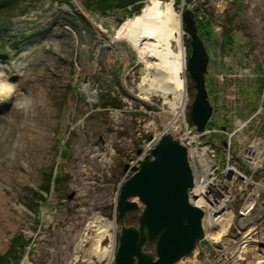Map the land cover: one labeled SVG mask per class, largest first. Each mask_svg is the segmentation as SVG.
<instances>
[{"label": "rangeland", "instance_id": "374dc122", "mask_svg": "<svg viewBox=\"0 0 264 264\" xmlns=\"http://www.w3.org/2000/svg\"><path fill=\"white\" fill-rule=\"evenodd\" d=\"M161 1L179 12L181 0ZM149 2L141 1L139 13ZM226 2L224 15L216 19L220 35L225 27L236 54L244 41L251 53L264 50V16L251 7L253 0ZM102 5V0H24L6 39L0 38L6 54L0 60V92L5 93L0 96V264H20L23 257L30 264H90L86 257L96 252L90 222L96 216L113 221L123 166L168 119L161 95L151 94L147 102L140 98L143 66L135 52L121 41L127 55L122 60L112 43L122 23L134 16L125 17L117 8L102 14ZM181 34L186 58L187 34ZM217 45L205 44L206 83L209 91H226L243 77L221 74L234 75L241 65ZM183 75L186 113L193 88ZM252 83L246 82L247 112L256 99ZM100 153L106 163L96 156ZM50 173L56 181L43 192ZM136 216L127 214L123 223L134 224ZM241 264L258 263L241 258Z\"/></svg>", "mask_w": 264, "mask_h": 264}, {"label": "built area", "instance_id": "2783aa9c", "mask_svg": "<svg viewBox=\"0 0 264 264\" xmlns=\"http://www.w3.org/2000/svg\"><path fill=\"white\" fill-rule=\"evenodd\" d=\"M185 1L181 0L180 8ZM188 2L187 6L197 22L208 25L218 39L217 49L224 51L228 58L240 61L241 68L235 70L234 75L221 74V77H243V80L241 83L232 81L228 90H217L211 95L213 113L209 125L202 132L195 133L182 114L142 144L141 156L165 132L170 131L180 137L190 150V161L195 171L191 194L194 203L203 211L206 239L209 240L207 236L227 224L221 234L222 240L217 241L220 247H199L195 257L202 264H208L211 256L215 259L214 264H231L234 260L241 264V251L264 257V50L259 47V53H251V48L245 45L241 47V53L236 54L231 47H221V24L216 19L224 15L226 0ZM251 7L264 16V0H253ZM225 55L218 62L221 65L225 62ZM253 56L257 63H261L260 68L256 67ZM250 81L253 83L249 89L256 88V99L252 110L247 112L244 104L250 92L246 91V82ZM141 156H136L130 165L136 164ZM246 229L252 233L244 238L241 250L227 251V245L239 241ZM200 261L195 259L196 264Z\"/></svg>", "mask_w": 264, "mask_h": 264}, {"label": "water", "instance_id": "95a60500", "mask_svg": "<svg viewBox=\"0 0 264 264\" xmlns=\"http://www.w3.org/2000/svg\"><path fill=\"white\" fill-rule=\"evenodd\" d=\"M178 14L189 43L185 73L193 97L187 108L188 119L200 132L212 111L205 85L208 53L191 10L184 7ZM128 168L125 164L123 173ZM129 170L131 175L122 183L116 202L119 232L113 264H177L198 244H207L202 211L189 201L193 173L187 149L177 138L170 133L161 135ZM133 212L137 213L136 223L125 225V215ZM101 245H106V241ZM219 246L218 243L216 247Z\"/></svg>", "mask_w": 264, "mask_h": 264}, {"label": "bare ground", "instance_id": "6f19581e", "mask_svg": "<svg viewBox=\"0 0 264 264\" xmlns=\"http://www.w3.org/2000/svg\"><path fill=\"white\" fill-rule=\"evenodd\" d=\"M181 33L179 14L173 9L171 2L150 0L149 4L145 5L139 14L122 23L112 40L113 46L119 50L118 54L122 60H126L127 55L120 45L121 41L126 42L132 48L137 63L143 66V76L139 86L140 98L147 102L151 94H159L164 100L166 99L163 104H167L169 110L164 112L168 117L165 124L169 121L178 120L187 102L183 75L186 58ZM44 57L42 54L41 67L44 64ZM63 78L66 80L65 77ZM168 95L172 96L171 101L167 100ZM96 156L100 158L102 163L107 162L104 154L100 153ZM90 225H93L95 231L92 235V243H94L96 252L94 255L88 254L90 256L86 257L87 263L111 264L115 248V222L96 216ZM226 225L224 223L221 229L212 233L210 237L207 236L209 239L207 242L215 240L217 243V241H221V234L225 232ZM251 233V230L246 229L242 236L240 235L239 241L227 245V251L241 250V243ZM103 240L106 241L105 247H101ZM241 258L264 264V260L261 259L264 257H258L252 253L241 251ZM235 261H231V264H236ZM20 264L30 263L23 257Z\"/></svg>", "mask_w": 264, "mask_h": 264}, {"label": "trees", "instance_id": "16d2710c", "mask_svg": "<svg viewBox=\"0 0 264 264\" xmlns=\"http://www.w3.org/2000/svg\"><path fill=\"white\" fill-rule=\"evenodd\" d=\"M23 1L24 0H0V38L2 39L1 41L6 39L7 33L11 31L10 22L12 21L14 17H16L14 12ZM141 1H144V0H102L103 5L101 8L102 9L101 13L105 14L106 10L117 8L123 11L125 17H131V16L139 14ZM129 7H130V10L128 9ZM2 15H5L4 19L1 18ZM198 31H199L200 36L204 40H208V38H211L210 31L208 28H203V27L200 28L198 26ZM226 33L227 31H225V34ZM185 46H186V49L188 50L189 49L188 40H186ZM47 179H48V183L46 184L45 187L42 188L43 192L49 191L50 189L49 187L51 184L50 182L56 181L55 179H52V173H50L47 176ZM37 196L41 198L40 195H37Z\"/></svg>", "mask_w": 264, "mask_h": 264}, {"label": "clouds", "instance_id": "9594fccd", "mask_svg": "<svg viewBox=\"0 0 264 264\" xmlns=\"http://www.w3.org/2000/svg\"><path fill=\"white\" fill-rule=\"evenodd\" d=\"M8 87H9V89L11 88L10 85ZM3 95H5V93L4 92H0V96H3Z\"/></svg>", "mask_w": 264, "mask_h": 264}]
</instances>
